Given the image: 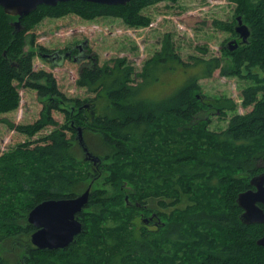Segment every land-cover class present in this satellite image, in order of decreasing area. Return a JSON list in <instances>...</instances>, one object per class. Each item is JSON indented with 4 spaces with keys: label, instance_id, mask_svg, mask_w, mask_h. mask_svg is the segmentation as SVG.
<instances>
[{
    "label": "trees",
    "instance_id": "16d2710c",
    "mask_svg": "<svg viewBox=\"0 0 264 264\" xmlns=\"http://www.w3.org/2000/svg\"><path fill=\"white\" fill-rule=\"evenodd\" d=\"M150 1L154 0H131L125 5L84 0L59 2L55 6L42 4L23 16L19 25L15 22L19 17L7 14L0 5V115L18 106V85L21 84L36 89L40 97L52 103L32 126H17L8 118H2L1 121L11 128L31 134L55 123L51 114L53 109H60L72 118L70 124L55 130L38 143L26 142L0 155V231L3 237H7L20 231L29 233L35 229L33 225L25 229L16 223L21 222L23 215L13 205V191L19 190L28 194V200L22 204L26 211L47 199L75 197L79 194L76 193L77 188L85 179L88 162L99 165L104 159L112 161L111 179L120 182V194L123 186L121 180L126 179L136 189L135 199L141 201L147 196L143 186L144 174L151 171L146 166L153 161L157 165L158 187L152 189L151 195L162 196L159 203L165 207L168 205L166 197H174L171 203L179 204L165 214L169 218L168 223L155 230L143 223L139 225L130 220H119L118 222H131L136 227L130 234L121 229L125 225L108 232L102 240L106 249L102 252L104 258L96 260V253H89L87 247L82 252L71 250L75 241L63 249L74 252L67 260L69 264H180V248L195 243V235L192 233L195 228H191V225L198 222H208L211 225L213 223V229L218 230L213 233L220 236L221 241L211 244L202 239L205 244L199 243L198 255L193 254L192 259L195 255L196 258L190 264H264V246L257 244V240L264 235V223L243 222V209L237 203L238 194L253 186L247 181L241 184L233 178L227 180L228 178L219 173L212 175L209 180L206 178V175L218 171L221 166L242 170L240 177L244 178L264 171V145L260 146V142H264V78L252 72L255 67L264 71V0H239V16L249 26L251 34L246 43L231 50L236 58L226 62L235 65L233 68L220 57H195L187 62L176 52L174 41L167 35L161 50L146 62L142 72H136L134 66L124 58L111 60L103 65L96 57L85 61L80 66L77 84L95 94L90 100L92 103L80 98H68L59 89L52 72L35 69V51L26 49L28 30L43 14L58 16L72 11L87 18L103 14H125L124 17L130 20L137 15L141 6ZM30 43L34 44V38ZM41 50L45 48L40 47ZM44 54L48 52L42 53V56ZM244 65L251 76L258 80L255 86L242 91L243 104L253 105V108L244 114H235L228 127L219 132H209L207 128L203 130L205 134L210 133L225 145L238 147L239 152L225 153L212 145L210 148L196 150L192 157L187 150L193 143L192 130L204 128L212 115L236 108L232 99L226 100L229 105H225L207 98L201 92L200 79L212 77L217 70L223 75H233L239 72L236 67L241 68ZM176 69L185 73V79L174 93L162 98H151L144 94L146 85L159 80V72ZM68 102H76L75 110L61 107ZM78 127L83 128L88 148L92 142L97 145L95 149L99 154L90 148L89 150L100 157L99 162L86 159L85 154L80 159L82 146L79 141L76 143L66 137L67 129L75 132ZM256 146L258 150L252 152ZM193 148L197 149L195 146ZM241 148L244 149L242 155ZM168 149L178 152L174 170L165 176L159 166L162 161H166L165 152ZM177 173L199 179L198 182L204 181L211 187L202 193H208L212 188H220V183L229 181L226 196L231 209L206 207L203 202L199 203L200 193L194 198L190 197L194 203L183 204L188 194H173L160 186L161 177L163 181L173 184V177ZM189 190L192 192V188ZM111 202V199L98 192H91L86 207L94 205L95 211L89 215L104 222ZM83 214V211L79 214L82 222L85 221ZM116 216L123 218L118 213ZM83 224L85 232L86 226L84 222ZM3 237L0 236V239ZM48 252L51 251L35 248L29 254ZM30 259L25 260L28 262ZM0 264H7L1 249Z\"/></svg>",
    "mask_w": 264,
    "mask_h": 264
},
{
    "label": "rangeland",
    "instance_id": "374dc122",
    "mask_svg": "<svg viewBox=\"0 0 264 264\" xmlns=\"http://www.w3.org/2000/svg\"><path fill=\"white\" fill-rule=\"evenodd\" d=\"M240 8L239 0H154L141 6L137 15L130 18V20L124 17L125 14H103L96 15L93 18L83 17L72 11L58 16L43 14L28 30L26 49L32 52L35 51L33 56L35 69L52 72L59 89L68 98H80L92 103L90 100L95 94L89 92L86 87H80L77 84L80 66L85 61L76 62L74 59L65 57L62 63L53 65L48 57L42 56V53L51 52L52 50H71L86 43L88 54L91 55V58L96 57L101 65L111 60L124 58L134 66L136 72H142L146 62L161 50L163 40L167 35H170L172 41H174L176 52L183 60L191 62L195 57H220L230 68H233L235 65L226 62V60L236 58L231 53L233 51L228 47L229 42L234 39L241 40L239 33L235 30ZM32 38H34V44L30 43ZM40 47L45 48V50L40 51ZM236 70L239 72L233 75H223L220 70H217L212 77L200 79L201 92L207 98L225 105H229L226 100L232 99L236 103V108L234 110L226 109L223 113H216L212 115L204 128L198 127L192 130L191 140L193 143L187 149L192 157L195 156L196 150L210 148L212 145L225 153L239 152L237 151L238 147L231 144L225 145L223 142L217 141L210 133L207 135L203 132L205 128L209 132H219L228 127L231 118L235 114H244L253 108V105L245 106L243 104L242 91L247 87L255 86L258 80L251 76L245 65L241 68L236 67ZM252 72L258 73L260 78H264V71L259 67L253 68ZM184 79L185 73L182 70L161 71L159 72L158 81L145 86L144 94L151 98L169 96L178 89ZM14 83L18 84L17 81ZM18 93V106L0 115V155L20 144H26V142L37 141L38 143L40 139L49 136L55 130L62 129L64 125L70 124V119H72L64 111L53 109L51 114L55 123L48 124L35 133H23L16 128H11L1 121L2 118H8L17 126H32L42 117L43 112L48 110L49 104H52L46 98L40 97L36 89L24 84L18 85ZM61 107L72 111L76 108V102L64 103ZM65 132L67 138L78 143L76 139L78 131L73 132L67 129ZM263 145L264 142L261 141L260 146ZM185 146L188 147L187 144ZM193 146L197 149H194ZM257 146L253 147L252 152L258 150ZM96 147L97 145L94 142L90 143L89 148L92 151L96 152ZM80 149L82 151L80 150L79 156L80 159H83L85 152L82 147ZM177 152L172 149L165 152L166 161H162L159 166V170L163 172V175L174 170ZM243 152L244 149L241 148L240 155ZM111 163L112 161L107 159H104L99 165L86 163L85 179L76 190V193L80 194L91 187V192H98L101 196L112 200L109 205L110 211L107 212L104 222L95 219L93 215H89L95 211L94 205L84 208L85 232L77 238L75 245L71 248V250L82 252L84 247H87L89 253H96V260L104 258L102 252L106 249L103 247L102 240L108 232L115 230L118 226L125 225L121 229L124 233L128 232L130 234V231L136 227L131 222H118L119 220H130L139 225L142 223L145 225L151 219H154L152 221L154 223L151 224L150 222L148 226L159 230L168 223L169 218L165 214L179 205L171 203L175 199L174 197H166L168 205L166 207L162 206L159 203L162 196L151 195L152 189L155 186L158 187L156 183L157 165L153 164V161H150L146 166L147 170L151 171L146 175L144 174L143 181L145 183L143 186L147 196L141 201L135 199L136 189L126 179L121 180L123 186L121 187L122 194H120V182L117 183L111 179ZM215 173L225 176L228 178L227 180L232 178L239 180L241 184L246 181L250 184V180L254 176L240 177L243 174L242 170L221 166L218 171H212L206 175V178L209 180ZM187 178L185 175L177 173L173 177L174 182L172 184L163 181L161 177L160 186L163 187V190L171 191L173 194H181V192L188 194L185 196L183 204L194 203L191 198L200 193L199 203L203 202L210 209L223 210L230 207L226 196L229 181L220 183L218 186L220 188H212L208 193H202L205 189L211 187L208 184L206 185L204 181L198 182L199 179ZM113 179H116V177H113ZM177 188L180 190H177ZM190 188H192L193 193L190 192ZM13 195V205H16V210L23 215L21 222L16 223L27 229L28 226L33 225L29 221V214L32 209L26 211L22 208V204L28 200L29 196L19 190L13 191ZM0 203H2V200H0ZM116 213L123 216V218L116 216ZM212 225L214 224L212 223ZM212 225L208 222H198L191 225V228L192 226L195 228L192 232L195 235V243L180 248L178 263L190 264L196 258L195 255L192 259L193 254L198 255L199 243L205 244V241H201L202 239L211 244L220 243V236L213 233V231L218 232V230L213 229ZM35 230L36 228L29 233L20 231L7 237H3V233L0 231V236L3 237L0 239V249L7 264H69L67 260L74 252L65 251L63 248L49 249L51 252L30 255L29 251L38 248L31 240ZM26 258L31 259L27 262Z\"/></svg>",
    "mask_w": 264,
    "mask_h": 264
},
{
    "label": "water",
    "instance_id": "95a60500",
    "mask_svg": "<svg viewBox=\"0 0 264 264\" xmlns=\"http://www.w3.org/2000/svg\"><path fill=\"white\" fill-rule=\"evenodd\" d=\"M70 0H0L4 11L13 16H18L16 24H20L23 16L35 10L39 5L55 6L59 2ZM108 5L127 4L131 0H84ZM238 24L235 28L241 40L234 39L229 42V49L236 50L241 43H246L251 30L244 23L242 16L237 17ZM44 57L52 55L44 54ZM85 56L75 58V61ZM51 60L52 64L62 63ZM88 106V104H87ZM77 139L85 152V158L97 163L100 157L93 154L85 141L83 128L78 127ZM253 188L242 191L237 198L238 205L243 209L241 219L245 223H264V171L256 174L250 180ZM91 196V187L82 193L70 198H51L37 204L29 214V221L36 230L31 236L33 244L40 249H61L69 247L76 241V237L84 230V224L79 214L88 204ZM153 218V217H152ZM257 244L264 246V235L257 240Z\"/></svg>",
    "mask_w": 264,
    "mask_h": 264
},
{
    "label": "flooded vegetation",
    "instance_id": "af4514ba",
    "mask_svg": "<svg viewBox=\"0 0 264 264\" xmlns=\"http://www.w3.org/2000/svg\"><path fill=\"white\" fill-rule=\"evenodd\" d=\"M87 44L85 43L84 45H79L78 47L71 49V50H52L51 52H48L49 55H52L51 57H48L49 60H55L57 62L61 61L62 58H68V59H74L79 57V56H85L81 58V61H87V59H92L91 55L88 54L87 52ZM81 61H76V62H81ZM154 219H151L148 223L152 222ZM147 222V220H146ZM145 224L148 226L149 224ZM150 227V226H148Z\"/></svg>",
    "mask_w": 264,
    "mask_h": 264
}]
</instances>
